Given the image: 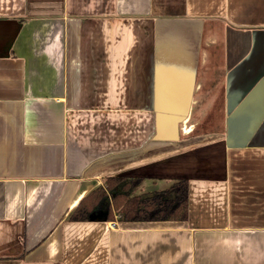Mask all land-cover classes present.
Returning <instances> with one entry per match:
<instances>
[{
    "label": "crops",
    "instance_id": "1",
    "mask_svg": "<svg viewBox=\"0 0 264 264\" xmlns=\"http://www.w3.org/2000/svg\"><path fill=\"white\" fill-rule=\"evenodd\" d=\"M111 175L187 219L70 220ZM0 264H264V0H0Z\"/></svg>",
    "mask_w": 264,
    "mask_h": 264
},
{
    "label": "trees",
    "instance_id": "2",
    "mask_svg": "<svg viewBox=\"0 0 264 264\" xmlns=\"http://www.w3.org/2000/svg\"><path fill=\"white\" fill-rule=\"evenodd\" d=\"M140 178L111 175L103 184L82 197L70 214V220L83 221L95 212H103L106 219L126 221H159L187 219L188 181L178 179L162 190L134 194Z\"/></svg>",
    "mask_w": 264,
    "mask_h": 264
}]
</instances>
